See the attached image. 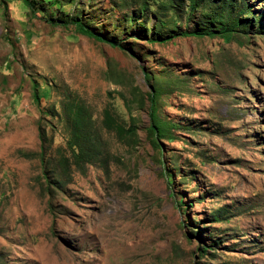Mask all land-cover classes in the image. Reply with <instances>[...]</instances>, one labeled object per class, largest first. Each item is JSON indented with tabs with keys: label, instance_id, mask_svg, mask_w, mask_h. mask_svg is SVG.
I'll return each mask as SVG.
<instances>
[{
	"label": "rangeland",
	"instance_id": "374dc122",
	"mask_svg": "<svg viewBox=\"0 0 264 264\" xmlns=\"http://www.w3.org/2000/svg\"><path fill=\"white\" fill-rule=\"evenodd\" d=\"M28 1L41 11L0 0V264H264V0ZM230 2L252 10L247 34L147 41L227 19ZM151 95L171 124L157 142ZM69 100L101 152L65 173Z\"/></svg>",
	"mask_w": 264,
	"mask_h": 264
},
{
	"label": "trees",
	"instance_id": "16d2710c",
	"mask_svg": "<svg viewBox=\"0 0 264 264\" xmlns=\"http://www.w3.org/2000/svg\"><path fill=\"white\" fill-rule=\"evenodd\" d=\"M26 7L31 8L33 13L40 12L41 9L34 4H31L28 0H21ZM51 4H54L57 8H60V4L55 0L50 1ZM230 9L234 10V12L229 13L227 19L222 20L215 23V18L213 21H203V24L196 28L193 31H177L172 33V35H161L159 32L152 31L149 35V39H147L150 43H164L169 40H172L176 37H194V38H203V37H212L215 34H219L224 40H229L233 38L237 33L243 32L247 34L248 29L251 28V21L248 20V17H244L247 14L252 12L251 9L238 8L234 9V2H230ZM216 15L220 17L222 14L217 13L216 10L214 12ZM213 13V14H214ZM254 20L257 18L255 16L251 17ZM51 23L60 24L63 26H67L72 24L75 28V31L81 35L93 38L96 41L107 43L111 46H115L120 50H125L123 43L121 41L110 40L106 37H102L99 34L94 33L83 21L79 19H70V20H59V19H48ZM136 24L138 22L136 21ZM140 26V25H139ZM145 78L148 80L149 76L144 73ZM35 93L33 94V99L35 102H39L41 95L39 94L38 87H34ZM156 92V89H154ZM157 96H150V106H149V115H150V125L148 127V132L153 136L155 142L159 139L168 138V128L169 125L165 121L161 120L158 115V103ZM63 114L65 117V122L68 124L67 128L69 129V136L66 142L65 150L68 151L69 156L60 155L59 158V166L66 173L70 164H73L78 169H81L87 164H90L94 160L98 158L100 155V142L94 137L91 131V120L87 111L82 105L76 103L74 100H69L63 106ZM103 125L109 131L115 132L118 138L123 140L131 139L135 136V132L133 128H129L127 130L117 122L116 119L108 112V110L104 111ZM40 140V157L42 164V171L44 176V181L46 185L49 183L48 178V165L45 160L46 153L48 151L45 146L46 143V135L42 129L39 130L38 134ZM71 160V162L69 161ZM70 163V164H69ZM52 196L50 197V200ZM205 252V250H203Z\"/></svg>",
	"mask_w": 264,
	"mask_h": 264
}]
</instances>
